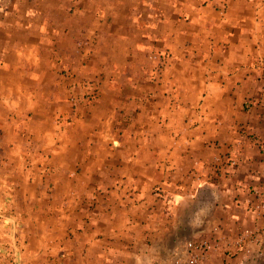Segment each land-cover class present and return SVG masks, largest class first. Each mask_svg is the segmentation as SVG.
<instances>
[{
	"label": "crops",
	"instance_id": "obj_1",
	"mask_svg": "<svg viewBox=\"0 0 264 264\" xmlns=\"http://www.w3.org/2000/svg\"><path fill=\"white\" fill-rule=\"evenodd\" d=\"M263 126L264 0L2 2L0 264H226Z\"/></svg>",
	"mask_w": 264,
	"mask_h": 264
},
{
	"label": "rangeland",
	"instance_id": "obj_2",
	"mask_svg": "<svg viewBox=\"0 0 264 264\" xmlns=\"http://www.w3.org/2000/svg\"><path fill=\"white\" fill-rule=\"evenodd\" d=\"M4 1L7 0H0V4ZM260 143L264 145L262 139ZM243 200L245 204L235 206L232 210L237 219L228 225L230 236L222 237H227L230 240L229 245L232 246L229 247L230 257L226 264H264V189L251 187ZM219 213L222 216L226 214L223 211ZM224 225L222 223L223 227ZM219 254L215 251L212 260H218Z\"/></svg>",
	"mask_w": 264,
	"mask_h": 264
}]
</instances>
